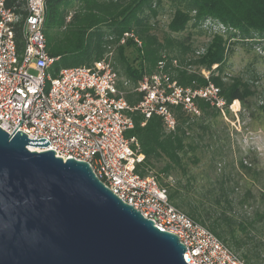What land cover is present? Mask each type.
Instances as JSON below:
<instances>
[{"label": "trees", "instance_id": "obj_1", "mask_svg": "<svg viewBox=\"0 0 264 264\" xmlns=\"http://www.w3.org/2000/svg\"><path fill=\"white\" fill-rule=\"evenodd\" d=\"M160 3L161 0H47L43 32L48 54L58 57L53 65L54 73L64 67H89L106 53L113 52V66L120 76L133 83L143 74L153 72L159 61H164L167 72L185 87L205 85L207 81L200 70L210 71L209 79L219 87L226 108L233 100L242 99L235 82L222 81L221 73L228 43L248 35L264 36V0H171L174 10L162 36L150 21L156 17ZM5 4L24 16L26 0H6ZM191 28L204 30L210 36L202 55H195ZM125 33L133 36L121 43ZM15 40L21 51L20 23L15 26ZM128 47H133L140 57L139 68L127 59ZM189 65L199 70L187 68ZM126 99L132 103L138 97L127 94ZM195 102L200 115L194 120L181 106H175L176 125L170 130L158 116L142 124L144 118L139 112L131 114L133 127L125 134L135 138L138 147H133L144 155L136 171L143 176H154L167 190L175 207L213 232L230 249L235 246L241 250L239 257L246 264H264V249L257 242L250 246L238 242L232 234V218L224 210L217 213L222 203L232 206L229 199L232 189L227 188L230 180L223 173H215L217 153L209 150L210 145L205 142L214 133L211 127L219 111L208 101L197 99ZM205 158H209V163H202ZM199 166L202 167L195 172ZM241 167L248 169L242 164ZM168 178L173 182L167 181ZM258 222L264 224V212H256L251 221L239 223V227L247 235L248 229H253ZM228 234L231 241L227 239ZM247 239L253 237L247 235Z\"/></svg>", "mask_w": 264, "mask_h": 264}, {"label": "built area", "instance_id": "obj_2", "mask_svg": "<svg viewBox=\"0 0 264 264\" xmlns=\"http://www.w3.org/2000/svg\"><path fill=\"white\" fill-rule=\"evenodd\" d=\"M5 1L0 0V128L11 134L17 127L14 132L21 130L30 139L43 137L49 142L45 147L28 146L30 150L52 149L63 160L87 162L123 202L178 237L186 248L187 264H246L213 232L175 207L154 176L136 171L144 155L133 147H138L135 138L125 134L133 127L135 111L143 116L142 124L155 115L170 130L176 125L175 106L191 116L200 112L197 99L221 109L225 101L218 87L209 80L199 87H185L159 61L155 71L143 74L132 89L140 95L132 104L107 60L54 73L58 57L48 54L43 32L47 0H26L24 16ZM19 23L21 51L15 40ZM128 36L133 34L125 33L121 43ZM122 84L127 86L128 81Z\"/></svg>", "mask_w": 264, "mask_h": 264}, {"label": "water", "instance_id": "obj_3", "mask_svg": "<svg viewBox=\"0 0 264 264\" xmlns=\"http://www.w3.org/2000/svg\"><path fill=\"white\" fill-rule=\"evenodd\" d=\"M13 132L0 128V264H187L178 237L123 202L87 162L30 150L49 142Z\"/></svg>", "mask_w": 264, "mask_h": 264}, {"label": "rangeland", "instance_id": "obj_4", "mask_svg": "<svg viewBox=\"0 0 264 264\" xmlns=\"http://www.w3.org/2000/svg\"><path fill=\"white\" fill-rule=\"evenodd\" d=\"M157 9L156 17L150 18V21L154 24L157 34L162 36L167 28L170 13L174 10V5L171 0H161ZM220 27V25L216 26L213 30L216 31ZM190 31L193 33L192 47L195 50V55H202L206 50L205 45L210 36L198 28L196 30L191 28ZM125 53L131 65L139 68L140 57L135 49L128 47ZM226 54L221 73L222 81L231 84L235 82L241 92L242 99L233 100L227 108L225 105L221 109L216 107L219 115L213 119L215 122L212 123L211 129L214 133L209 139H205V142L210 145L208 149L217 153L214 160L215 173L217 175L223 173L227 176L230 180L227 188L232 189L229 192V199L232 201L231 208L222 203L217 208V213L224 210L225 215L232 218L234 221L232 234L238 242H245L246 246L257 242L258 247L263 250L264 224L258 222L253 229H248L247 235L253 239L246 240L247 235L239 227V223L251 221L256 212H264V36L238 37L233 43H228ZM103 59L109 61L113 66V52L106 53ZM187 68L198 69L193 65H189ZM113 69L119 76V85L126 91L125 96L132 94L139 99L140 95L132 90L138 81L133 83L120 76L118 69L114 66ZM212 69L216 74L214 66ZM165 71L167 72L166 69ZM200 72L206 81H210V71L202 69ZM168 74L172 77V74ZM124 80L128 81L127 86L122 84ZM219 97L226 101L220 95V89ZM136 102H132V104ZM199 115L200 112L192 117ZM208 160L209 158H205L202 163H209ZM240 163L248 169L242 168ZM200 167L202 166L195 168L194 171H199ZM167 181L173 182V179L168 178ZM227 239L230 240V234L227 235ZM231 249L240 256L241 250L238 251L235 246Z\"/></svg>", "mask_w": 264, "mask_h": 264}]
</instances>
